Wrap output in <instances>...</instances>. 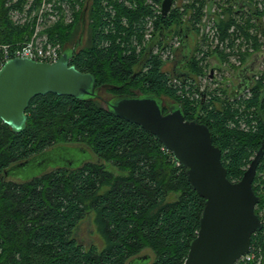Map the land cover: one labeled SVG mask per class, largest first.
I'll use <instances>...</instances> for the list:
<instances>
[{
	"label": "trees",
	"instance_id": "16d2710c",
	"mask_svg": "<svg viewBox=\"0 0 264 264\" xmlns=\"http://www.w3.org/2000/svg\"><path fill=\"white\" fill-rule=\"evenodd\" d=\"M7 2L0 0V45L25 41L33 28L16 26ZM105 3L90 0L83 15L96 22L87 48L80 41L69 46L84 27V10L72 24L59 22L47 30L50 39L67 45L64 51H73L71 66L95 77L97 96H37L27 109V123L20 132L0 120L1 177L11 166L59 145L88 149L98 160L76 169H55L25 182L1 183L0 264H139L152 259L141 256L145 251L154 255L150 264L185 263L200 229L205 200L194 191L172 153L154 135L112 115L102 105V93L108 92L112 98L137 96L134 89H138L142 95L167 97L180 105L186 120L209 127L214 145L222 150L227 177L234 183L242 179L264 141V103L258 100V93L252 102L259 106L254 113L258 123L254 126L247 119L250 129L241 130L243 118L238 120L233 107L218 108L217 92L207 101L201 100L202 93L200 99L191 98L193 93L188 95L184 88L169 83L162 58H146L149 49L129 53L130 36L144 29L145 17L152 13L149 7L139 8L137 14L135 7L119 5L112 20ZM171 19L160 16L158 31H165ZM129 26L131 31L126 32L124 28ZM222 31L227 34V29ZM255 47L258 49V44ZM215 53L205 52L202 60L190 58L186 63L189 69L183 73L193 76L195 82L194 76L206 72L201 62ZM263 87L260 81L256 90ZM109 164L123 175H114ZM263 174L264 157L253 183L261 198L257 215L264 209ZM90 217H94L102 246L86 247L77 238L79 225ZM259 240L264 251V238ZM252 242H257L254 236Z\"/></svg>",
	"mask_w": 264,
	"mask_h": 264
},
{
	"label": "water",
	"instance_id": "95a60500",
	"mask_svg": "<svg viewBox=\"0 0 264 264\" xmlns=\"http://www.w3.org/2000/svg\"><path fill=\"white\" fill-rule=\"evenodd\" d=\"M173 2H162L163 16L170 12ZM72 56L73 51L66 50L53 64L19 58L7 62L0 70V120L20 132L27 123V109L37 96L96 97L95 77L71 66ZM263 60L258 58L256 72ZM105 105L115 117L154 135L185 169L192 188L205 200L200 229L184 264H236L248 254L253 235L263 228L255 212L261 198L254 192L253 183L264 157V141L242 179L234 183L227 177L222 150L214 145L209 127L186 120L180 105L171 103L165 112L163 99L152 94L115 96Z\"/></svg>",
	"mask_w": 264,
	"mask_h": 264
},
{
	"label": "flooded vegetation",
	"instance_id": "af4514ba",
	"mask_svg": "<svg viewBox=\"0 0 264 264\" xmlns=\"http://www.w3.org/2000/svg\"><path fill=\"white\" fill-rule=\"evenodd\" d=\"M163 1L158 6L160 10L149 6L152 13L145 17L152 21L151 28L154 33L150 35L151 39L155 38L156 31L162 26L159 25L160 16L164 19H171L173 16L174 18L171 19L165 31L161 29L163 33L160 34V38L154 40V44L149 47L145 56L146 58H164L162 69L170 76L169 83L172 84L176 80L183 85L189 80L194 82L193 76L187 77L183 73V65L194 56L202 58L205 52L215 50V57L203 58L204 61L201 62L208 68L205 74L208 78V86L211 83L214 87L212 89L205 87L201 100L207 101L211 93L217 92L220 100L217 103L218 108H231L237 101V95L250 86L254 92L259 94L262 92L261 94L264 95V87L260 91L256 90V85L260 81L264 85V79H262L264 76L259 81L256 80V77L260 75V70L256 72L257 60L264 58V0H174L167 16L162 14ZM118 5L128 7L131 3L123 0ZM225 29L227 34L222 31ZM209 30L216 31L217 43L210 42L209 37H206L205 32ZM201 31V38L199 36L197 38V34ZM141 37L138 36L135 41L139 46L142 44ZM198 44L199 48H196ZM256 44L258 49L255 47ZM204 45L208 46L205 51L202 48ZM180 51L181 54L178 55ZM251 55L253 58L249 60ZM243 58L246 60L244 61ZM243 68L246 70L241 72ZM200 83L195 81L193 84L198 91L202 88ZM208 92L210 93L207 94ZM165 107L168 108V105L165 104Z\"/></svg>",
	"mask_w": 264,
	"mask_h": 264
},
{
	"label": "built area",
	"instance_id": "2783aa9c",
	"mask_svg": "<svg viewBox=\"0 0 264 264\" xmlns=\"http://www.w3.org/2000/svg\"><path fill=\"white\" fill-rule=\"evenodd\" d=\"M106 1V0H105ZM123 0H120L121 3ZM25 0L24 5L21 8V0H8L6 3V8L9 9V15L16 26L24 27L28 25H32V35L23 43H14V44H1L0 45V70L2 67L12 59H30L39 63H47L53 64L56 63L63 55L64 50L61 49L60 46L53 44L48 37L45 29H49L53 25L64 22L71 21L76 14L77 2L74 0L70 2L69 0ZM107 2L105 3V5ZM110 12L111 18L113 20V12L116 13L115 9H111L107 7ZM152 21L148 19L145 20L144 24V33L140 36L149 37L148 32L152 30L151 25ZM114 29L115 26L111 25ZM232 32V31H231ZM217 33L215 30H211L210 34V42H218ZM151 37V36H150ZM137 32L136 34H132L130 37L132 44L140 47L135 43L137 40ZM260 70V75L256 77V80H260L262 76H264V61L258 67ZM259 73V72H258ZM207 77L205 76L204 80L207 82ZM202 81V80H201ZM174 84L179 86L180 88H184L186 91L190 92L188 95L192 94L194 99H200L201 93L204 91V87H202L199 91L194 88L191 80L188 81L187 84H182L180 81H175ZM253 91L252 86L247 88L244 92L237 95V101L232 104L231 107L238 111V115L240 120V129L248 130V124L245 122L247 119L254 124L257 125V118L254 116L256 110L259 106L252 104L254 102V98L257 96L258 100L261 103H264V95ZM263 96V98H262ZM234 102V100H233ZM233 126V125H232ZM248 126V127H247ZM264 175V174H263ZM258 217L260 218L263 228L261 231L256 232L253 236L257 242H252L250 252L244 256H242L236 264H263L264 255L262 244L259 243L260 240L264 238V209H261ZM259 241V242H258Z\"/></svg>",
	"mask_w": 264,
	"mask_h": 264
},
{
	"label": "rangeland",
	"instance_id": "374dc122",
	"mask_svg": "<svg viewBox=\"0 0 264 264\" xmlns=\"http://www.w3.org/2000/svg\"><path fill=\"white\" fill-rule=\"evenodd\" d=\"M32 1H34V0H32ZM75 1L77 2L75 17H73V19H71V21L67 22L68 24H66V25H69V24H72L73 22H75L77 15H79L80 12H82L83 10L88 11V7L90 6V0H75ZM133 1H134V4H132L129 1V3H131V5H128L127 8L133 9L135 7L134 10H136L137 14H139L138 13L139 8H142V7L153 6L156 8V10H160L158 6L160 5V2L162 0H140V3L138 0H133ZM106 2L108 4L109 8L117 10L118 9L117 7L119 6L118 3L120 2V0H106ZM99 12H100V10H99ZM117 12L116 13L113 12V15H112L113 19L117 16ZM182 14H183V11H182ZM86 16H87V14L83 18L84 19V27L82 29H80V32L74 37L72 44L69 45L70 47H72L75 42H78L80 40L81 36H83V38H82L83 48L89 47V44H90L91 39H92V27L96 28V22H94V20H91L90 18L87 21ZM87 22H88V25L86 26ZM124 29H127V30H125L126 32L131 31L130 26H129V28L126 27ZM44 30L47 33L48 28L47 29L44 28ZM105 33H107V32H105ZM143 33H144V29L138 30V32H137L138 36H140ZM153 33L154 32L152 30H150L148 32L149 37H146L145 35L141 37L142 44L140 47L132 44L131 48H130L131 52H129V53L136 51V53L140 54L143 50L147 51L149 49V47H151L152 44H154V40L160 38L161 31L157 30L155 33V38L151 39L150 35H152ZM205 34H206L207 38L210 37L211 30L205 32ZM201 35H202V31H201V33L197 34V38H198V36H199V38H201ZM47 37L51 42H53V44L58 45L61 47L62 50H65V47L67 46L66 44H64L61 41L56 40V39L55 40L50 39L48 34H47ZM207 38L205 39L206 41H207ZM25 41H21L18 43H23ZM197 41H198V39H197ZM189 44H190V41H189ZM190 46H191V44H190ZM196 48H199V44ZM202 48H203V51H205V49L208 48V46L204 45ZM181 51L178 52V55L181 54ZM212 57H215V55H212ZM251 58H253L252 55L249 56V60H251ZM182 59H184V58H182ZM197 59L202 60V58H197ZM207 59H209V58H207ZM211 59H213V58H211ZM163 60H164V58H162V61ZM183 68L185 70L189 69L188 65H186V64L183 65ZM207 72H208V68L206 67V72L203 71L202 75H200V76L197 75L198 77L195 76L196 82L198 83V81H200L201 82L200 85L204 88L208 86V83L205 82V80H204L205 74H207ZM208 87H210V89L214 88L213 85L211 86V83L209 84ZM187 92L189 93L190 91L187 90ZM134 93H136L137 95H142V93L139 92L138 89H134ZM101 96H102L101 101L103 103L102 105H105V103L112 98V95L109 94L108 92L102 93ZM162 99H163L164 103L167 105L173 103L172 101L167 99V97L162 98ZM96 161H98L97 157L92 153V151H90L88 149L83 150L80 147H77L74 145L55 146L49 150H46L42 154L34 156L27 165L21 166L20 164H16V165L11 166V168L9 169V171L6 174H3L2 177L0 176V185L3 181L25 182V181H29L33 178L40 177L43 174H45L49 171L55 170V169H59V168L76 169V168L83 166L85 163L96 162ZM107 168L109 171H111L116 176L123 175V173L121 171H119L116 167L112 166L111 164L107 165ZM76 233H77V238L80 241V243L86 247L91 246V245H98V246H102V244L104 245L103 239L101 238V235L98 231V228L94 222V217H90V218L85 219L79 225V228L76 231ZM145 255L151 256L152 259L147 260V261H143L142 263H139V264H150L154 260V255L151 251H145L141 256H145ZM136 264H138V263H136Z\"/></svg>",
	"mask_w": 264,
	"mask_h": 264
}]
</instances>
